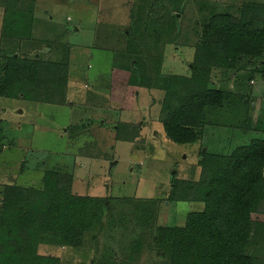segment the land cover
I'll use <instances>...</instances> for the list:
<instances>
[{
	"label": "trees",
	"instance_id": "1",
	"mask_svg": "<svg viewBox=\"0 0 264 264\" xmlns=\"http://www.w3.org/2000/svg\"><path fill=\"white\" fill-rule=\"evenodd\" d=\"M133 1L129 29L121 37L140 49L128 47L125 58L137 62L141 83L164 93L159 135L168 145L199 146L200 159L198 174L176 178L164 199L119 200L141 205L126 216L119 214L115 222L119 231H126L132 221L136 225L129 244L120 242L119 251L129 250L121 264H140L144 252L152 254V264H264L258 254L264 223L254 219L264 216V137L243 143L251 133L264 134V126L260 117L254 121L250 115L253 100L237 83L244 74L249 82L264 83V7L253 3L235 14L211 15L193 35L191 76H162L163 51L182 36L176 16L180 0ZM35 3L0 0L5 38V47L0 46V98L66 106L72 45L63 43L64 34L52 35L57 40H37L33 27L26 26L27 37L13 43L15 31L33 23ZM148 47L156 54V84L147 78L142 60ZM131 66L126 70L135 75ZM85 127L75 129L76 137ZM209 129L223 132V144L240 140L242 145L228 153L202 152ZM136 130L133 125L117 126V140L126 141ZM86 146L82 154L90 149ZM2 148L0 140V152ZM72 188L73 176L61 171L45 172L41 186L0 184V264H61L41 249L81 250L98 240L113 221V201L79 196ZM166 202L192 207L183 225L158 224L160 206ZM96 264L115 263L104 259Z\"/></svg>",
	"mask_w": 264,
	"mask_h": 264
},
{
	"label": "rangeland",
	"instance_id": "2",
	"mask_svg": "<svg viewBox=\"0 0 264 264\" xmlns=\"http://www.w3.org/2000/svg\"><path fill=\"white\" fill-rule=\"evenodd\" d=\"M130 2L134 1L36 0L33 23H23L24 27L16 30L13 36L14 44L19 38L25 39L26 26L33 27L32 36L37 40H57L64 34L63 43L72 45V63L66 106L0 98L3 146L0 184L41 186L45 172L61 171L73 176L74 194L111 199L115 208L110 227L96 242L88 241L81 250L41 249L42 255L58 258L61 264H96L104 259L121 264L129 257V250L119 251L120 242L129 244V232L132 233L131 229L136 225L132 221L126 224V231H119L115 222L119 214L126 216L132 210L141 209V205L119 200L164 199L172 188L174 173V180L198 174L199 146L168 145L162 135H156L161 132L158 126L153 129L149 125V122H157L164 93L141 83L137 62L132 60L130 64L125 58L128 47L140 49L136 42L129 45L121 37L129 29ZM253 3L264 7V0H180L181 13L176 16L180 20L182 36L176 45L167 46L163 51L161 75L191 76L194 55L191 45L196 41L193 35L199 25L211 15L235 14L241 6ZM2 14L0 9V46L5 47ZM143 51L147 78L156 84V74L152 73L157 66L156 54L149 47ZM130 66L135 75L126 70ZM238 79L237 83L244 85L248 90L246 94L253 100L250 115L254 121L260 117L264 126V83L249 82L247 74ZM229 88L233 89L232 81ZM121 123L140 125L142 130L132 132L126 141H118L116 130ZM83 125L87 127L77 131L76 137L75 129ZM205 134L202 152L210 149L215 154L228 153L242 145L240 140L239 143L233 140L223 144V132L219 129L206 130ZM263 137L264 134L251 133L243 143ZM85 146L90 149L82 154ZM191 210L192 207L184 203L166 202L160 206L158 224L181 226ZM254 219L264 223V216H254ZM258 254L264 256V242ZM151 255L144 252L140 264H152L154 257Z\"/></svg>",
	"mask_w": 264,
	"mask_h": 264
},
{
	"label": "flooded vegetation",
	"instance_id": "3",
	"mask_svg": "<svg viewBox=\"0 0 264 264\" xmlns=\"http://www.w3.org/2000/svg\"><path fill=\"white\" fill-rule=\"evenodd\" d=\"M139 97V95H137V98ZM144 97V96H143ZM138 100H139V98H138ZM152 102V101H151ZM152 104H153V102H152ZM151 104V105H152ZM149 111H150V108H149ZM160 121V115H159V117L157 118V122L156 123H154L153 121L152 122H149V125L151 126V127H153V129L154 128H156L155 126H158L159 127V122ZM154 124V125H153ZM128 125H130V124H128ZM137 127V126H136ZM142 130V128H141V126L140 125H138V127H137V131H141ZM156 135H159V133L158 134H156ZM160 136V135H159ZM160 139V138H159Z\"/></svg>",
	"mask_w": 264,
	"mask_h": 264
},
{
	"label": "water",
	"instance_id": "4",
	"mask_svg": "<svg viewBox=\"0 0 264 264\" xmlns=\"http://www.w3.org/2000/svg\"><path fill=\"white\" fill-rule=\"evenodd\" d=\"M134 64H135V63L132 64V67L134 66ZM174 175H175V173L172 175V177H173L172 182H173V180H174V178H175Z\"/></svg>",
	"mask_w": 264,
	"mask_h": 264
}]
</instances>
